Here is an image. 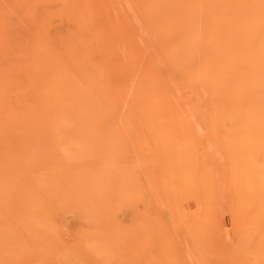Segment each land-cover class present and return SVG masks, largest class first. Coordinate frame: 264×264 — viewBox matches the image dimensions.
Segmentation results:
<instances>
[{
	"label": "bare ground",
	"instance_id": "obj_1",
	"mask_svg": "<svg viewBox=\"0 0 264 264\" xmlns=\"http://www.w3.org/2000/svg\"><path fill=\"white\" fill-rule=\"evenodd\" d=\"M140 1L0 0V20L17 11L25 25L0 126L32 133L51 212L80 211L91 226L124 210L134 227L225 224L264 245L258 0ZM54 17L72 32L51 37ZM164 67L176 84L160 85ZM193 83L198 94L179 95Z\"/></svg>",
	"mask_w": 264,
	"mask_h": 264
},
{
	"label": "rangeland",
	"instance_id": "obj_2",
	"mask_svg": "<svg viewBox=\"0 0 264 264\" xmlns=\"http://www.w3.org/2000/svg\"><path fill=\"white\" fill-rule=\"evenodd\" d=\"M135 2L136 0H129L130 8L137 10ZM258 5V100L264 113V0H258ZM42 11L44 12V7L38 6L39 15ZM14 15L13 18L0 20V119L13 105L15 47L19 31L25 30V25L19 30L16 24L15 19L19 17L17 11ZM129 15L133 20L140 16L137 13ZM53 26L54 32L51 31ZM69 27L72 28L71 22L54 17L50 20V36L55 37L60 33L67 36L72 32ZM56 28L60 31H56ZM168 73L166 67L159 73V83L163 87L178 82L177 79L170 81ZM197 87L198 84L193 83L184 91L180 89L179 95L183 97L184 92L195 89L186 94L192 98L194 92L199 93L196 92ZM226 127L231 129L232 124L227 122ZM0 133V264H36V261L37 264H264V245L259 241H241L238 239L239 230L226 228L225 224L218 227L194 220L188 228L145 227L142 224L134 227L130 220L138 214H129V211L124 210L120 213H97L99 221L93 222L91 226V217L80 211L67 209L51 212L47 207V193L41 187L43 182L37 180V172L43 170L46 163L35 156L32 133L29 132V135L28 131L5 129L2 126ZM37 167H40L39 171ZM15 168L16 171H13ZM197 207L198 204H195L194 209ZM191 213L186 215L189 217L187 220L199 216L198 210ZM222 215L218 216L229 217ZM246 217L240 215V221L244 223ZM124 219H129L130 223L126 225L127 221L125 223ZM83 223L90 227L85 228ZM125 227L129 228L126 230ZM239 228L246 230L242 225ZM99 229L103 232V238H100ZM84 232L88 235L84 236ZM95 236L97 239L94 242ZM104 237L108 243H105ZM123 237L126 240L122 242L120 240ZM108 247L111 249L104 250ZM245 254L249 259H245ZM5 260L8 262H4Z\"/></svg>",
	"mask_w": 264,
	"mask_h": 264
}]
</instances>
